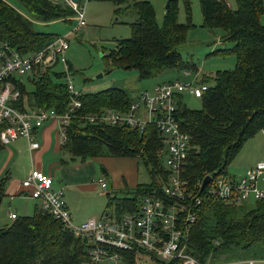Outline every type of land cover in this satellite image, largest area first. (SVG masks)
<instances>
[{
	"label": "trees",
	"instance_id": "obj_1",
	"mask_svg": "<svg viewBox=\"0 0 264 264\" xmlns=\"http://www.w3.org/2000/svg\"><path fill=\"white\" fill-rule=\"evenodd\" d=\"M83 1L78 0L76 7L80 8ZM94 1L110 2L115 16L122 12L130 14L120 22L128 26L129 36L116 40L115 47L103 56L106 73L111 69L129 70L139 79L155 78L165 71L179 75L159 84L180 82L198 74L197 65L185 61L180 54L192 27L189 0H182L185 23L178 21L175 0H169L161 24L156 22L155 11L147 0ZM233 1L234 6L227 0H198L201 27L222 32V46L209 54L233 55V68L202 77L198 84L180 82L204 86L198 97L190 95L199 99V109H189L183 104L181 94H187L186 90L174 91L172 95L174 120L188 137L180 178L187 192H192L177 201L189 208L194 217L187 229L185 251L197 264L249 258L264 261V198L250 197V205L243 208L241 202L226 201L206 192L216 177H227L225 168L242 143L259 131L264 134V3L262 0ZM70 2L0 0V52L5 56L11 52L28 56L43 49L58 34L51 29L37 28L36 24L72 26L76 12ZM58 65L61 64L55 62L30 75H12L17 94L11 105L20 111L51 109L61 114L73 100L79 101L63 131L59 151L67 157L66 161L62 157L60 163L97 157H132L145 168L149 183L136 184L131 189L124 187L122 194L107 195L105 209H111L115 216L136 210L142 196L152 192L165 202L171 201L161 189L166 180L167 167L163 163L166 141L155 125L129 128L98 120L90 123L85 118L101 114L104 109L125 112L135 101L134 95L130 99L123 89L110 86L72 96L67 89L71 66L67 63V69L59 71ZM205 175H211L210 180L199 192ZM2 183L3 180L0 190ZM195 197L197 203L193 202ZM177 201L168 204L177 205ZM88 251L83 237L74 235L40 209L0 227V264H181L177 258L162 260L140 247L109 249V254L117 257L112 262L94 263Z\"/></svg>",
	"mask_w": 264,
	"mask_h": 264
},
{
	"label": "built area",
	"instance_id": "obj_2",
	"mask_svg": "<svg viewBox=\"0 0 264 264\" xmlns=\"http://www.w3.org/2000/svg\"><path fill=\"white\" fill-rule=\"evenodd\" d=\"M87 0H84L85 2ZM76 12L75 22L65 36L56 37L31 55L20 56L14 52L6 55L0 52V145L21 136L31 152L38 148V142L33 140L30 120L34 118L38 123L50 120L58 124L61 140L63 131L68 124L72 110L79 106V101L73 100L61 114L53 110L20 111L11 105L17 92L13 89L12 75H30L43 71L53 63L61 64L66 70L65 51L68 49L69 35L82 28L83 6L76 7L70 2ZM5 51V50H4ZM5 53H7L5 51ZM184 75L187 72H183ZM69 79V77L67 78ZM67 89L72 96L76 95L74 87L67 80ZM204 86H194L191 83L175 81L170 84H154L151 91L143 90L134 94L135 101L128 105L125 112L104 109L101 114L95 113L85 116L90 122L95 120L109 125H124L129 128H142L153 124L166 141V153L163 160L166 170V180L161 187L163 195L169 202L183 200L187 192L185 183L180 178L182 165L186 157L188 137L181 132L174 120L175 107L173 92L186 90L187 94L198 97ZM259 176L264 177V163H257L248 168L238 177L218 176L206 191L217 198L226 201L242 202L247 198L263 199L264 188L258 186ZM104 186V183H100ZM25 193L40 202L41 209L59 220L74 235L83 237L89 246L88 254L94 263L101 261H115L116 255H110L109 249L118 248L132 250L142 248L162 260L177 258L181 264H197L185 251V237L189 225L193 222V214L189 208L177 201V205H169L156 194L142 196L136 210L115 216L112 212L104 211L98 218H89L80 224H74L61 196V192L52 191V179L39 170L32 169L20 182ZM198 189V187L196 188ZM197 196V195H196ZM195 199L193 202H195ZM198 200V199H197ZM197 200L195 203H197ZM11 219L15 218L10 214ZM235 261L234 263H240ZM246 264H264L257 259H246Z\"/></svg>",
	"mask_w": 264,
	"mask_h": 264
},
{
	"label": "rangeland",
	"instance_id": "obj_3",
	"mask_svg": "<svg viewBox=\"0 0 264 264\" xmlns=\"http://www.w3.org/2000/svg\"><path fill=\"white\" fill-rule=\"evenodd\" d=\"M152 5L155 11V19L158 24H161L165 12V4L169 0H147ZM229 1L231 6H234L233 0ZM264 3V0H262ZM190 2V22L192 27L187 32L186 44L180 48L181 57L185 61L193 62L198 67V74L192 75L187 79H181L182 82L187 80L192 83H197L202 77H211L218 70L231 69L234 66V57L231 54L210 55L209 53L221 47L220 39L222 32L219 29L209 31L202 28L201 15L198 6V0H189ZM177 6L178 21L181 23L186 22V15L182 0H175ZM83 20L85 25L80 28L76 33L69 35L68 49L65 51V59L69 66H71L72 73L70 82L74 87L76 93H92L99 91L106 87L116 86L123 89L129 98L136 94L138 91H151L155 83L165 82L168 79L177 78L174 71H165L158 74L155 78L139 79L134 71L111 69L105 72V63L103 56L110 52L115 47V42L118 39L127 38L130 34L128 26L120 23L127 20L130 14L122 12L119 15H113V5L110 2H98L94 0H87L83 2ZM115 19L117 21H115ZM264 23V17L262 19ZM55 24V25H54ZM37 28L46 30L51 29L62 37L67 35L70 30L68 25L49 24L47 27L36 24ZM229 45L226 44V48ZM59 71H65L62 65H58ZM101 75L98 78H94ZM180 81V82H181ZM29 89V85L27 86ZM182 102L189 109H199V99L191 97L189 94L182 93ZM0 148V181L7 178L8 172L11 170L18 180L20 179L21 169L20 163L23 154L21 151L17 154V165L13 161L12 165H7V151ZM27 157V156H26ZM163 157V156H162ZM48 156L42 159L43 164L47 163ZM65 160V158H63ZM66 161V160H65ZM264 163V134L259 131L247 138L241 145L240 149L227 164L225 173L227 176L238 177L242 171L248 166L254 167L257 163ZM15 164V165H14ZM8 166V167H7ZM9 168V169H7ZM104 169V167H100ZM99 171V169H98ZM7 173V174H5ZM137 184L149 183V177L145 168L138 164L136 168ZM9 181H7L8 183ZM258 186L264 188V177L259 176L257 181ZM94 185H97V179L94 180ZM99 188V187H98ZM100 189V188H99ZM102 190V189H101ZM100 193V190H97ZM104 191V190H103ZM102 191V192H103ZM125 190H119V193H124ZM97 196V195H96ZM88 195L85 199L88 203L96 205L98 197ZM83 199V197H82ZM104 199V198H103ZM18 202V209L15 207L14 202ZM10 202V204L8 203ZM30 201L23 198L13 197V200L2 199L0 206V220H4L5 212L12 210L18 215L31 214L32 207ZM241 207L246 208L250 205V199L247 198L241 203ZM10 212V211H9ZM247 258V257H246ZM246 259L241 260L240 263L220 262L215 264H246ZM213 264V263H210Z\"/></svg>",
	"mask_w": 264,
	"mask_h": 264
},
{
	"label": "crops",
	"instance_id": "obj_4",
	"mask_svg": "<svg viewBox=\"0 0 264 264\" xmlns=\"http://www.w3.org/2000/svg\"><path fill=\"white\" fill-rule=\"evenodd\" d=\"M48 110L50 109H45L44 111ZM30 123L32 126V137L33 140L38 142V148L30 152L25 139L21 136L6 145H0V148L7 146L5 149L7 151V165H12L13 161L17 165L15 158L21 151V154H23L20 163L21 180L32 169L39 170L52 177V191L58 190L62 193L66 209L74 224H80L89 218H98L104 211L111 212V209H105L108 201L107 195L119 193V190L124 187L131 189L137 184L135 177L138 163L135 158L97 157L85 161L75 160L62 164L60 159L62 157L66 158L67 155L59 151L62 140L59 134L60 130L57 128L58 124L50 120V117L41 123L32 118ZM47 156V163L43 164L42 159ZM100 167H104V169ZM248 168L246 167L241 173L243 174ZM12 171L10 169L8 174L5 173L7 178L1 185L0 206L2 199L7 198L12 201L13 197H18L30 201L31 204L29 205L32 207V213L35 209L42 210L40 202L25 193L26 191L20 185L21 180H18V178L14 179L16 176ZM95 179H97V185L100 189L94 185ZM7 181L9 182L7 183ZM101 182L104 183V186H101ZM97 190H100V193ZM88 195H97L96 197L99 199L96 205L88 203L85 199ZM8 203L10 204V202ZM14 205L18 209V202L15 201ZM9 211L5 212L4 220H0V227L9 225L18 216L32 214L18 215L16 212H12L11 209ZM10 214H14L15 218L11 219L9 217Z\"/></svg>",
	"mask_w": 264,
	"mask_h": 264
},
{
	"label": "water",
	"instance_id": "obj_5",
	"mask_svg": "<svg viewBox=\"0 0 264 264\" xmlns=\"http://www.w3.org/2000/svg\"><path fill=\"white\" fill-rule=\"evenodd\" d=\"M72 3L76 4L78 2V0H71ZM168 7V3L165 4V9ZM101 75H97L95 76L94 78H98L100 77ZM213 174V173H212ZM210 177L211 175H205L202 180H201V183H200V186H199V192L202 190V188L205 186V184L210 180Z\"/></svg>",
	"mask_w": 264,
	"mask_h": 264
}]
</instances>
